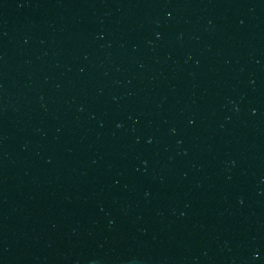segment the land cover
<instances>
[{"label":"water","instance_id":"obj_1","mask_svg":"<svg viewBox=\"0 0 264 264\" xmlns=\"http://www.w3.org/2000/svg\"><path fill=\"white\" fill-rule=\"evenodd\" d=\"M0 264H264V0H0Z\"/></svg>","mask_w":264,"mask_h":264}]
</instances>
